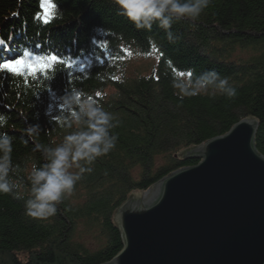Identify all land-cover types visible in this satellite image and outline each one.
<instances>
[{"label":"trees","instance_id":"trees-1","mask_svg":"<svg viewBox=\"0 0 264 264\" xmlns=\"http://www.w3.org/2000/svg\"><path fill=\"white\" fill-rule=\"evenodd\" d=\"M44 1L55 5L47 16L41 0H0L2 37L18 30L29 45L41 41L48 49L41 56L64 61L49 62L34 76L0 71V134L13 140L17 169L12 179L22 195L0 194V264H105L123 248L114 212L131 193L148 191L171 173L195 166L198 161L185 157L187 151L248 118L258 124L254 146L264 157V0H212L196 21H173L171 42L156 26L151 32L135 30L118 14L114 0ZM101 45L109 51L123 46L130 59L150 57L154 66L132 65L130 73L126 65L128 76L119 82L112 79L111 67L92 66ZM209 70L228 77L236 97L219 91L176 94V81ZM108 86L114 94L104 110L120 121L113 130L116 148L91 166L54 217H27V172L33 163L45 162L35 145L55 147L75 130L68 126L75 106L56 121L48 115L52 95L63 102ZM33 126L37 134L30 138L26 130Z\"/></svg>","mask_w":264,"mask_h":264},{"label":"water","instance_id":"water-1","mask_svg":"<svg viewBox=\"0 0 264 264\" xmlns=\"http://www.w3.org/2000/svg\"><path fill=\"white\" fill-rule=\"evenodd\" d=\"M243 119L193 148L198 163L134 192L114 213L122 250L105 264H264V157Z\"/></svg>","mask_w":264,"mask_h":264},{"label":"clouds","instance_id":"clouds-1","mask_svg":"<svg viewBox=\"0 0 264 264\" xmlns=\"http://www.w3.org/2000/svg\"><path fill=\"white\" fill-rule=\"evenodd\" d=\"M212 0H114L118 14L123 16L137 31L151 32L153 26L163 30L165 37L172 41L173 21H196L209 7ZM40 67H44L40 62ZM31 74V73H30ZM180 97L214 95L219 91L226 98L236 97L237 90L229 87V78L222 77L217 71L209 70L192 79L185 78L173 84ZM70 110L77 111L71 117L75 130L64 135L55 147L42 150L44 163H33L27 176L28 197L24 201L25 215L34 220L44 221L54 217L57 207L70 197L85 173H91V167L99 158L107 156L117 145L118 134L114 129L120 121L101 106L94 97L75 93L63 101ZM27 135L35 137L37 128L29 127ZM13 140L7 134H0V194H13L22 198L21 185L12 176L17 166L12 161Z\"/></svg>","mask_w":264,"mask_h":264},{"label":"snow or ice","instance_id":"snow-or-ice-1","mask_svg":"<svg viewBox=\"0 0 264 264\" xmlns=\"http://www.w3.org/2000/svg\"><path fill=\"white\" fill-rule=\"evenodd\" d=\"M41 7L45 8L44 0H41ZM55 5L49 3L46 6V12L45 15H50L51 12L49 10L54 9ZM47 22V20L45 21ZM5 51H8L7 48H5ZM29 55H32V59L28 60L27 57ZM100 58L97 57V60ZM40 62L43 63L44 67H40ZM49 62H59L64 63V61L59 60L57 56L52 55L48 57H39L36 55H33L29 52H25L22 57H18L11 60H6L2 63H0V71H7L8 73L15 74V75H32L34 76L37 72H43L46 71L50 67ZM71 63L66 64V67L71 68ZM31 73V74H30ZM190 75V73H189Z\"/></svg>","mask_w":264,"mask_h":264},{"label":"bare ground","instance_id":"bare-ground-1","mask_svg":"<svg viewBox=\"0 0 264 264\" xmlns=\"http://www.w3.org/2000/svg\"><path fill=\"white\" fill-rule=\"evenodd\" d=\"M21 35V32H19L18 30H14V29H12L11 31H8L7 32V34L4 36V37H2L1 35H0V41L2 42H12V40L17 36V35ZM35 38V37H34ZM34 38H32V39H34ZM20 39L21 40H23V37L21 36L20 37ZM37 39H39V40H41V38L39 37V38H37ZM25 42V44L26 45H29L30 43H28L27 41H24ZM34 42H37V43H35V44H37V45H40V46H42L43 44L41 43V41H34ZM91 44V46H93L94 48H96L95 47V45H96V43H94V42H92V43H90ZM97 49H99V48H97ZM138 64H136V66H137ZM149 67H153L152 65L151 66H149ZM148 68V67H147ZM184 79V78H183ZM101 106L104 108V109H106V107L108 106L106 103H102L101 104ZM121 242H122V239H121ZM122 244H123V242H122Z\"/></svg>","mask_w":264,"mask_h":264},{"label":"rangeland","instance_id":"rangeland-1","mask_svg":"<svg viewBox=\"0 0 264 264\" xmlns=\"http://www.w3.org/2000/svg\"><path fill=\"white\" fill-rule=\"evenodd\" d=\"M21 33H22V32H21ZM129 72L131 73V72H132V70L130 69V70H129ZM79 233H80V235H82V236H83V231H82V229H80ZM91 248H94V247L92 246Z\"/></svg>","mask_w":264,"mask_h":264}]
</instances>
